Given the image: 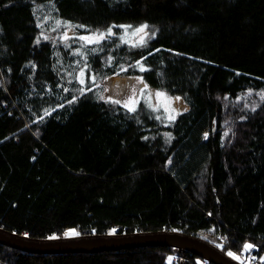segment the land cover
Wrapping results in <instances>:
<instances>
[{
	"label": "trees",
	"instance_id": "trees-1",
	"mask_svg": "<svg viewBox=\"0 0 264 264\" xmlns=\"http://www.w3.org/2000/svg\"><path fill=\"white\" fill-rule=\"evenodd\" d=\"M64 24L112 34L56 43ZM138 25L155 38L119 41ZM82 66L139 74L185 109L166 125L101 87L81 91ZM249 90L264 91V0H0V228L33 239L181 232L227 255L252 244L264 264V96L249 107L237 100ZM201 262L214 264L171 246L35 254L0 243V264Z\"/></svg>",
	"mask_w": 264,
	"mask_h": 264
},
{
	"label": "rangeland",
	"instance_id": "rangeland-1",
	"mask_svg": "<svg viewBox=\"0 0 264 264\" xmlns=\"http://www.w3.org/2000/svg\"><path fill=\"white\" fill-rule=\"evenodd\" d=\"M144 25H138L136 27L132 26H122V33L120 34L119 41L123 43L130 44L133 47H139L141 45H147L152 39L155 38L156 34L147 26L143 32H137L136 30L141 28ZM77 33V34H76ZM54 35V37H52ZM99 36L87 34H78L75 28L72 25L64 24L62 28L56 34L51 33L50 36L52 39L57 42L69 43L71 38L78 37V42L81 46L84 44L94 43ZM91 38L93 42H89L87 39L82 40L80 37ZM104 39L99 41H104L108 39L109 35H103ZM77 54H81V51H77ZM139 69H145L142 63L137 65ZM127 69V67L125 68ZM140 71V70H139ZM76 78L81 85V91H89L92 89H98L101 87L100 96L105 100H111L118 102L121 106L125 107L127 110L134 109L132 112L138 111L141 108L149 112L154 118L160 122L170 125L176 120L179 115V112H182L185 109V105L180 99L168 94L163 90H154L148 88L144 83L141 75L137 74L135 76H120L118 74L111 76L99 77L96 74H89L87 67L82 66L77 72ZM92 85V86H91ZM92 87V88H89ZM161 93L162 95H157ZM257 94L258 97L264 96V91L253 92L252 90L247 91L239 97L238 101H244L249 107H255L256 104L253 103L252 96ZM127 105V106H125ZM130 111V110H129ZM228 134V131L225 132ZM206 137L208 132L205 133ZM77 231L74 228L66 230L61 238H72L77 237ZM54 238V237H52ZM57 238V239H61ZM252 245V244H249ZM254 246L252 245L251 249L245 250L242 254H233L231 255L237 262L241 264H253L252 260L256 259L257 256L252 255L254 251ZM253 257V258H251ZM174 260V259H172ZM264 260V257L261 258V261ZM202 264H207V262H201Z\"/></svg>",
	"mask_w": 264,
	"mask_h": 264
},
{
	"label": "water",
	"instance_id": "water-1",
	"mask_svg": "<svg viewBox=\"0 0 264 264\" xmlns=\"http://www.w3.org/2000/svg\"><path fill=\"white\" fill-rule=\"evenodd\" d=\"M0 243L35 254L98 253L136 247L171 246L189 251L214 264H241L211 243L181 232L33 239L0 228Z\"/></svg>",
	"mask_w": 264,
	"mask_h": 264
},
{
	"label": "snow or ice",
	"instance_id": "snow-or-ice-1",
	"mask_svg": "<svg viewBox=\"0 0 264 264\" xmlns=\"http://www.w3.org/2000/svg\"><path fill=\"white\" fill-rule=\"evenodd\" d=\"M57 26H59V22H57ZM145 28H147V25L142 26L141 28L137 29L136 31H137V32H143ZM111 34H112V33H111V29H109V35H111ZM81 39H82V40L87 39L89 42H93V41L91 40V38L81 37ZM102 39H104L103 34H101L100 37H99L95 42L98 43L99 40H102ZM141 70H144V69L142 68ZM157 95L159 96V95H162V94H161V93H157ZM177 99H179V98H177ZM125 106H127V105H125ZM129 110H130V111H133L134 109H131V108H130ZM251 247H252V245H249V244H246V245L244 246V248H245L246 251L249 250V249H251ZM228 254H229V255H233V253H231V252H229ZM234 258H237V259H238V257H234Z\"/></svg>",
	"mask_w": 264,
	"mask_h": 264
}]
</instances>
